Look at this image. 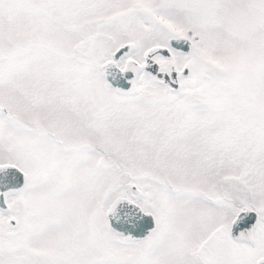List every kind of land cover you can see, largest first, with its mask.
<instances>
[{"label":"snow or ice","instance_id":"snow-or-ice-1","mask_svg":"<svg viewBox=\"0 0 264 264\" xmlns=\"http://www.w3.org/2000/svg\"><path fill=\"white\" fill-rule=\"evenodd\" d=\"M0 264H264V0H0Z\"/></svg>","mask_w":264,"mask_h":264}]
</instances>
